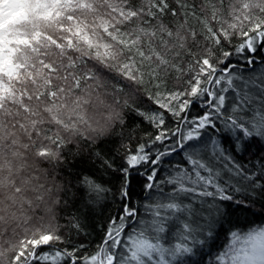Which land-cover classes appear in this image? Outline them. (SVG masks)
<instances>
[{
  "label": "snow or ice",
  "instance_id": "1",
  "mask_svg": "<svg viewBox=\"0 0 264 264\" xmlns=\"http://www.w3.org/2000/svg\"><path fill=\"white\" fill-rule=\"evenodd\" d=\"M0 264H264V0H0Z\"/></svg>",
  "mask_w": 264,
  "mask_h": 264
},
{
  "label": "trees",
  "instance_id": "2",
  "mask_svg": "<svg viewBox=\"0 0 264 264\" xmlns=\"http://www.w3.org/2000/svg\"><path fill=\"white\" fill-rule=\"evenodd\" d=\"M137 135H142V132H138ZM135 140H133V144ZM176 160H179L180 157H176ZM78 167H87V165H77ZM49 186H51V177L49 178ZM139 191V188H137ZM80 207V211L76 213L81 216V222L85 226V232H81L77 234L75 231H69L66 228L62 229V234L65 236L66 240L70 239L72 243L78 244L80 242H84L88 245V251H94L95 246L101 241L103 238V230L102 227L106 226L108 217L115 215L118 205L109 201L103 209L97 210L95 213L89 212L82 206ZM259 211V208L256 209ZM69 211L75 212V208H70L69 210H60L58 213L59 223L64 225L66 219L69 215ZM38 226V225H37ZM58 247H61L58 245Z\"/></svg>",
  "mask_w": 264,
  "mask_h": 264
}]
</instances>
